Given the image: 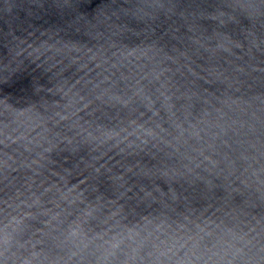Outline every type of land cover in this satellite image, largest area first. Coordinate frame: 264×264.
<instances>
[{
  "label": "water",
  "instance_id": "1",
  "mask_svg": "<svg viewBox=\"0 0 264 264\" xmlns=\"http://www.w3.org/2000/svg\"><path fill=\"white\" fill-rule=\"evenodd\" d=\"M0 264H264V0H0Z\"/></svg>",
  "mask_w": 264,
  "mask_h": 264
}]
</instances>
